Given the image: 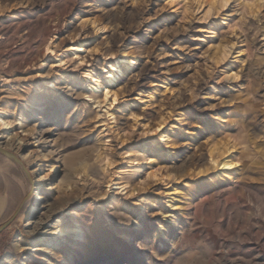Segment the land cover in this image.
Masks as SVG:
<instances>
[{"label":"rangeland","instance_id":"374dc122","mask_svg":"<svg viewBox=\"0 0 264 264\" xmlns=\"http://www.w3.org/2000/svg\"><path fill=\"white\" fill-rule=\"evenodd\" d=\"M0 114V264H264V0H0Z\"/></svg>","mask_w":264,"mask_h":264},{"label":"bare ground","instance_id":"6f19581e","mask_svg":"<svg viewBox=\"0 0 264 264\" xmlns=\"http://www.w3.org/2000/svg\"><path fill=\"white\" fill-rule=\"evenodd\" d=\"M44 49H45V54L46 55L47 54L48 55H52L53 53H55V44H54L53 38L51 40H49V41H46ZM71 50L73 51V53L79 52V51H81V46L80 45H75V46H73L71 48ZM121 58H123V59L121 61L117 60L116 63H119V62L122 63V65L126 69H129L130 67L134 66L136 64V62H137L136 56L134 54H132V53H129V52H123ZM54 62L58 66H62V65L65 64V62L61 61V59H59V58H56ZM110 68L107 71L108 75L106 76V78H107L108 85L105 86V90L103 92V102L108 103L109 105H113L117 101V95H116V93L114 91H111L109 89V87H110L109 85H111V84L113 85L114 81L119 77V75L121 74L122 70H121L120 66L116 65V64L112 65ZM99 87H100V84L97 82L96 83V88H99ZM14 125H15L14 120L6 119V118L2 117V115L0 114V132L3 131V130L9 129V128H11ZM160 126L161 125H158L157 129H160ZM10 142L11 141H9V143ZM225 150H226V153H223L221 155L219 154L218 156H213V154H210V157H209V165H210V167H212V168L218 167V168H220L223 171H229V170H232L235 167H237L238 162L229 157V150L228 149H225ZM45 156L46 155L43 154V157H45ZM22 165H24V163ZM25 173H26V175L28 177V180L31 181V177L29 176L30 174L27 173V172H25ZM44 178H45V176H41L36 181L29 182L28 183V188L33 189L34 186L37 183H40ZM120 188L122 190H125L126 186L123 185ZM35 198L36 199L40 198V196H39L37 191L34 194H32V195H30L28 197V199L24 202L23 207H22V204L20 205V207L22 209L20 211H23V210L27 209L30 206V204H31L30 201L32 199H35Z\"/></svg>","mask_w":264,"mask_h":264},{"label":"water","instance_id":"95a60500","mask_svg":"<svg viewBox=\"0 0 264 264\" xmlns=\"http://www.w3.org/2000/svg\"><path fill=\"white\" fill-rule=\"evenodd\" d=\"M0 153L14 160L16 163H18L23 168L24 172H27V170L25 169V166L22 165L23 163L21 162V160L16 155H14L12 152L0 146ZM20 210H21V207H18L17 210L14 212V214L0 225V232H2L5 228L8 227V225L14 220V218L16 217V215L19 213Z\"/></svg>","mask_w":264,"mask_h":264}]
</instances>
